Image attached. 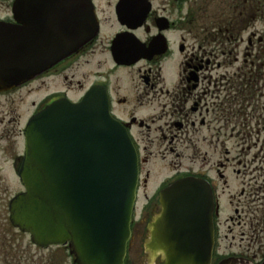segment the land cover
<instances>
[{"label": "flooded vegetation", "instance_id": "af4514ba", "mask_svg": "<svg viewBox=\"0 0 264 264\" xmlns=\"http://www.w3.org/2000/svg\"><path fill=\"white\" fill-rule=\"evenodd\" d=\"M46 2L22 0L25 19ZM91 2L98 34L37 78L0 90V102L20 92L22 103L33 97L35 113L55 100L76 102L94 87L106 89L140 161L125 264H164L146 247L149 225L162 212L161 192L192 176L209 183L215 200L211 264H264V0ZM16 5L0 0V21L19 26ZM238 31L245 33L244 55H228L222 47L237 46ZM208 32L217 39L206 41ZM7 109L0 116V160L11 163H0V186L4 175H18L21 158L13 155L20 116ZM8 225L0 220L6 235ZM18 244L9 250L12 264L28 256Z\"/></svg>", "mask_w": 264, "mask_h": 264}, {"label": "water", "instance_id": "95a60500", "mask_svg": "<svg viewBox=\"0 0 264 264\" xmlns=\"http://www.w3.org/2000/svg\"><path fill=\"white\" fill-rule=\"evenodd\" d=\"M76 1L43 3L46 12L37 21L32 13L26 20L17 1L16 18L24 26L0 22V90L37 76L97 33L94 11ZM24 134L19 176L25 191L11 201L13 225L40 246L68 245L78 264H124L139 162L106 90L93 88L76 103L53 102L30 119ZM161 201L148 248L159 249L165 264H210L215 202L209 184L183 178Z\"/></svg>", "mask_w": 264, "mask_h": 264}, {"label": "rangeland", "instance_id": "374dc122", "mask_svg": "<svg viewBox=\"0 0 264 264\" xmlns=\"http://www.w3.org/2000/svg\"><path fill=\"white\" fill-rule=\"evenodd\" d=\"M241 48L243 50L244 45H242ZM243 53L244 51L241 52L240 55H243ZM2 98H0V100H2ZM6 98L8 99L7 102L5 98L3 100L4 102H0V116H3V110H5V108L7 109V107L11 108V114L13 117L19 118L20 116V119H18V121H20V124L16 126V132L14 133L13 137V139L16 141L13 149V155L21 154L24 149V139L22 135H19L18 133L23 129L24 123L33 112V108L30 105V101L31 99H33V97H27L24 103H22V101L20 100V92L14 93ZM1 104H5V106L2 107ZM1 130L2 128L0 126V131ZM8 157L10 158V156ZM0 163H6L9 165L11 161L10 159L0 160ZM1 184H4L7 188H5V186H0V220L7 221L8 223V200L20 190L21 185L16 175L9 174L3 176V181L1 182ZM5 189L6 191H1ZM142 198L143 193L141 192V199ZM3 231H5V228L3 226H0V264H12L9 250L11 249L12 245L14 248H17L15 243L18 240V245L28 247V256L21 255L23 257L22 264H40L41 254H44L46 256L43 264H72V257L64 248H51L46 251H38L37 248L30 242L29 237L23 235L22 233H19L17 230L12 229V227H10L9 225L7 230L9 235L4 234ZM8 241H10V246L8 244Z\"/></svg>", "mask_w": 264, "mask_h": 264}, {"label": "trees", "instance_id": "16d2710c", "mask_svg": "<svg viewBox=\"0 0 264 264\" xmlns=\"http://www.w3.org/2000/svg\"><path fill=\"white\" fill-rule=\"evenodd\" d=\"M197 22V20H195V23ZM239 34H241V32H236V36H238ZM205 39L207 40V41H214V40H216L217 39V37H216V35H215V33H213V32H208V33H206V36H205ZM223 41H225V38L223 39ZM224 50H228V51H230L231 49V47H222Z\"/></svg>", "mask_w": 264, "mask_h": 264}]
</instances>
